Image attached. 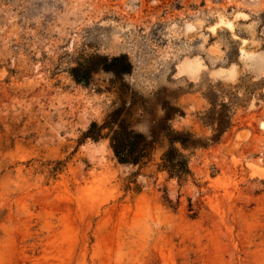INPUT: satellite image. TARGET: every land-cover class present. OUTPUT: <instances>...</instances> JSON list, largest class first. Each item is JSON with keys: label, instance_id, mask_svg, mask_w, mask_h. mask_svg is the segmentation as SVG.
<instances>
[{"label": "rangeland", "instance_id": "374dc122", "mask_svg": "<svg viewBox=\"0 0 264 264\" xmlns=\"http://www.w3.org/2000/svg\"><path fill=\"white\" fill-rule=\"evenodd\" d=\"M121 53L122 78L71 74ZM125 90L149 101L131 119L146 134L169 104L174 129L209 138L212 94L231 127L178 144L183 179L161 166L164 137L121 163L81 138ZM263 121L264 0H0V264H264Z\"/></svg>", "mask_w": 264, "mask_h": 264}, {"label": "trees", "instance_id": "16d2710c", "mask_svg": "<svg viewBox=\"0 0 264 264\" xmlns=\"http://www.w3.org/2000/svg\"><path fill=\"white\" fill-rule=\"evenodd\" d=\"M99 71L110 72L115 77L122 78L132 73L133 63L127 53L112 56L94 54L74 66L71 74L77 82L88 85L92 81V76ZM120 94L121 103L107 115L103 122L92 121L83 132L81 141L108 139L115 156L121 163L140 166L147 164L152 160L154 151L160 144V138L164 137L168 141V147L162 155L161 166L171 176L183 179L191 174V169L187 156L181 152L178 144L184 149L205 147L220 141L223 134L231 127V105L225 101L217 103L212 94L207 95L211 107L203 117L204 122L214 129V133L209 138L202 139L190 131L174 129L169 122L178 113L180 115L184 113L169 104L164 106V116L158 120L154 119L155 125L151 133L146 134L135 129L131 119L148 112L149 101L135 93L129 95L127 90Z\"/></svg>", "mask_w": 264, "mask_h": 264}, {"label": "bare ground", "instance_id": "6f19581e", "mask_svg": "<svg viewBox=\"0 0 264 264\" xmlns=\"http://www.w3.org/2000/svg\"><path fill=\"white\" fill-rule=\"evenodd\" d=\"M228 23V22H227ZM229 24V23H228ZM231 27H232V25H231ZM262 125L264 126V121L262 122Z\"/></svg>", "mask_w": 264, "mask_h": 264}]
</instances>
